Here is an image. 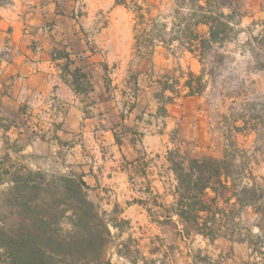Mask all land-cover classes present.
Masks as SVG:
<instances>
[{"label":"crops","instance_id":"obj_1","mask_svg":"<svg viewBox=\"0 0 264 264\" xmlns=\"http://www.w3.org/2000/svg\"><path fill=\"white\" fill-rule=\"evenodd\" d=\"M142 1L135 21L119 0H0V129L12 140L30 134L19 152L81 176L101 209L153 224L154 210L162 218L175 201L167 153L175 126L188 127L196 95L184 83L199 66L162 41L150 52L155 24L171 33L176 5ZM76 68L87 77L76 81ZM174 81L180 89L164 88ZM197 134L196 124L187 137Z\"/></svg>","mask_w":264,"mask_h":264},{"label":"trees","instance_id":"obj_2","mask_svg":"<svg viewBox=\"0 0 264 264\" xmlns=\"http://www.w3.org/2000/svg\"><path fill=\"white\" fill-rule=\"evenodd\" d=\"M119 2L128 5L126 0ZM175 5L171 33L164 32L165 24H161L162 29L155 24L154 33L147 39L150 52L157 41L169 47L178 42L175 53L190 51L202 60L214 44H223L237 34L236 26L247 14L244 0H175ZM142 9L137 7L141 21ZM201 24L207 26L206 32L199 29ZM56 55L60 54L55 52ZM73 74L76 81L87 77L81 68ZM203 76L189 72L184 83L189 95L204 91ZM174 83L164 88L174 91ZM167 159L176 181L175 201L165 207L164 215L166 221L175 224L179 236L189 239L201 235L211 243L225 238L247 243L253 251L264 253V187L255 178L250 166L253 156L248 155V150L232 141L222 157H194L176 148L168 151ZM1 166L0 182L9 183L6 203H20L31 220L17 232L0 224V250L9 264H112L111 259L103 263L101 256L108 238L115 235L111 227L118 230L117 236L130 227L129 219L118 216L123 211L118 207L111 213L101 211L89 197L88 185L81 176L62 174L49 178L41 170H13L4 162ZM48 194L56 195L50 202L54 210L32 206ZM250 207L259 216L257 234L241 219ZM1 220L5 223L3 217ZM63 222L70 225L68 230H64ZM117 253L136 264L137 257L128 243Z\"/></svg>","mask_w":264,"mask_h":264},{"label":"rangeland","instance_id":"obj_3","mask_svg":"<svg viewBox=\"0 0 264 264\" xmlns=\"http://www.w3.org/2000/svg\"><path fill=\"white\" fill-rule=\"evenodd\" d=\"M126 1L127 8L135 15V21H140L137 7L144 8L145 3L142 0ZM244 1L247 14L236 26L237 34L223 44H214L202 60L195 55L199 66V73L196 74H204L205 88L202 93L194 94L196 96L185 105L184 116L188 127L175 126L172 134L175 144L171 149L178 148L194 157H222L229 144L236 141L240 148L248 150V155L253 156L250 166L257 182L264 187V0ZM164 10L163 13L168 14V10ZM142 11L143 9L140 12ZM162 21L164 20L157 21L158 29H162ZM205 30L202 29V32H206ZM164 32L170 33L165 30ZM177 44L171 47L175 49ZM186 76L189 77V74L186 73ZM174 85V91L180 89L177 84ZM1 93L0 89V96ZM0 112H5L1 104ZM196 124L198 134L188 138V134L195 133ZM11 138L0 129V168L4 162L5 166L13 170H41L49 178L62 175L60 171L40 167L39 161L31 154L19 152L25 143L30 142V134L22 139ZM8 186V182H0V224L5 225L11 232H17L31 220L25 216L26 211L20 203H6ZM55 196L48 194L41 197L32 206L36 209L49 207L54 210L50 202ZM157 210H154L153 224L139 223L134 217L120 213L119 218L130 220V227L119 236L116 235L118 230L111 227L115 235L108 238L107 242L111 243L109 254L105 259L101 256V261L107 263L111 259L112 264H133L129 258L117 253L119 248L128 243L133 256L137 257L136 264H264L262 250L250 251L247 243L233 244L225 238L211 243L201 235L189 239L181 238L175 224L166 221L165 216L158 217ZM241 219L252 228L254 234L259 232L256 225L259 216L252 207L244 210ZM63 226L64 230L70 228L65 222ZM0 264H9L3 258L1 250Z\"/></svg>","mask_w":264,"mask_h":264},{"label":"water","instance_id":"obj_4","mask_svg":"<svg viewBox=\"0 0 264 264\" xmlns=\"http://www.w3.org/2000/svg\"><path fill=\"white\" fill-rule=\"evenodd\" d=\"M111 246V243L110 242H107L104 246V250H103V254H102V257L103 259H105L107 257V255L109 254V248Z\"/></svg>","mask_w":264,"mask_h":264},{"label":"built area","instance_id":"obj_5","mask_svg":"<svg viewBox=\"0 0 264 264\" xmlns=\"http://www.w3.org/2000/svg\"><path fill=\"white\" fill-rule=\"evenodd\" d=\"M134 98H135V95L132 96V99H134Z\"/></svg>","mask_w":264,"mask_h":264}]
</instances>
